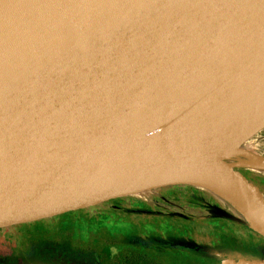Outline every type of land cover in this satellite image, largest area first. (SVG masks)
<instances>
[{
  "label": "water",
  "instance_id": "obj_1",
  "mask_svg": "<svg viewBox=\"0 0 264 264\" xmlns=\"http://www.w3.org/2000/svg\"><path fill=\"white\" fill-rule=\"evenodd\" d=\"M263 107L264 0H0V228L195 182L264 212L237 156L199 163Z\"/></svg>",
  "mask_w": 264,
  "mask_h": 264
},
{
  "label": "rangeland",
  "instance_id": "obj_2",
  "mask_svg": "<svg viewBox=\"0 0 264 264\" xmlns=\"http://www.w3.org/2000/svg\"><path fill=\"white\" fill-rule=\"evenodd\" d=\"M244 149L264 156V129ZM241 170L264 186V168ZM179 241L192 247H170ZM224 250L263 258L264 236L231 203L186 184L0 229V264H217Z\"/></svg>",
  "mask_w": 264,
  "mask_h": 264
},
{
  "label": "bare ground",
  "instance_id": "obj_3",
  "mask_svg": "<svg viewBox=\"0 0 264 264\" xmlns=\"http://www.w3.org/2000/svg\"><path fill=\"white\" fill-rule=\"evenodd\" d=\"M263 108L257 111L252 118H238L235 125L225 135L217 137L210 143L205 149L199 163H215L221 167L224 159L237 156V165L246 166L248 168L264 167V160L253 158L243 153L246 144L256 134V132L253 131V126L261 119ZM246 124H249V129L246 128ZM192 185L208 191L222 201L231 203L246 220L248 219L251 223L257 225L259 229L264 231L263 210L250 200L246 192L237 184L231 183L228 186H220L212 183L195 182L192 183Z\"/></svg>",
  "mask_w": 264,
  "mask_h": 264
},
{
  "label": "flooded vegetation",
  "instance_id": "obj_4",
  "mask_svg": "<svg viewBox=\"0 0 264 264\" xmlns=\"http://www.w3.org/2000/svg\"><path fill=\"white\" fill-rule=\"evenodd\" d=\"M80 210V209H79ZM76 211V210H75ZM71 212H73V211H71ZM67 213H70V212H67ZM65 214V213H64ZM61 215H63V214H61ZM58 216H60V215H58ZM54 217H57V216H54ZM51 218H53V217H51ZM47 219H50V218H47ZM43 220H46V219H43ZM40 221H42V220H37V221H33V222H29V223H23V224H18V225H14V226H21V225H25V224H30V223H37V222H40ZM7 227H13V226H7ZM7 227H1L0 229H3V228H7ZM191 245V244H190ZM189 245V243H187V242H182V241H179V242H175V243H171V248H173V249H175V250H177V251H179V250H181V249H179V247L178 246H182V247H184V248H186V247H192V246H190ZM226 250H224L223 251V253H222V251L221 252H219V254H217L216 256H218V255H221V254H224L225 255V253L226 252H228V251H226ZM216 254V252H214V255ZM225 257H226V255H225ZM159 264H166V263H164V262H160Z\"/></svg>",
  "mask_w": 264,
  "mask_h": 264
},
{
  "label": "trees",
  "instance_id": "obj_5",
  "mask_svg": "<svg viewBox=\"0 0 264 264\" xmlns=\"http://www.w3.org/2000/svg\"><path fill=\"white\" fill-rule=\"evenodd\" d=\"M225 255H226V257H234L235 255H237V253H234V252H227V253H225ZM119 259V258H118ZM114 264H118V263H114Z\"/></svg>",
  "mask_w": 264,
  "mask_h": 264
}]
</instances>
